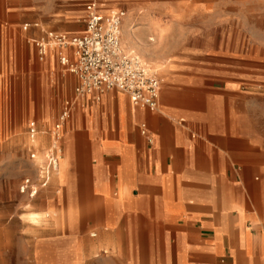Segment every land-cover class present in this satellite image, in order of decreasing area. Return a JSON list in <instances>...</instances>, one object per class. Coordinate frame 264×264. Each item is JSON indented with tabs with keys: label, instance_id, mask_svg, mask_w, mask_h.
I'll return each mask as SVG.
<instances>
[{
	"label": "crops",
	"instance_id": "1",
	"mask_svg": "<svg viewBox=\"0 0 264 264\" xmlns=\"http://www.w3.org/2000/svg\"><path fill=\"white\" fill-rule=\"evenodd\" d=\"M85 4L0 0V20L18 21L26 14L30 24H38L21 33L0 28V68L16 41L17 52L26 53V72L33 69L23 81L37 84L41 113L54 101L59 49L39 60L32 40L46 31L80 36ZM123 33L134 53L133 27L125 23ZM14 35L15 40L9 37ZM203 46L198 56L177 65L181 69L160 89L155 112L133 106L115 90L102 93L99 101L95 95L74 99L78 80L64 71L74 86L63 103H75L61 130V159L48 185L56 221L40 225V235L22 242L20 254L32 251L37 264H73L94 250L110 253L116 264L121 253L133 264H264V77L247 75L242 54L208 57L204 53L210 49ZM245 49L235 40L213 44L219 52ZM60 51L74 60L71 48ZM5 83L0 72V93ZM2 95L0 132L6 130ZM32 104L30 97L22 99L18 115L30 116ZM32 121L46 146L50 135L40 131L44 123ZM74 212L79 225L72 221ZM46 215L29 212L25 218L37 224ZM89 228L96 231L90 236L95 241L83 234Z\"/></svg>",
	"mask_w": 264,
	"mask_h": 264
},
{
	"label": "rangeland",
	"instance_id": "2",
	"mask_svg": "<svg viewBox=\"0 0 264 264\" xmlns=\"http://www.w3.org/2000/svg\"><path fill=\"white\" fill-rule=\"evenodd\" d=\"M99 3L100 9L105 10L106 14L118 9L125 12L121 24V44L131 52L123 33L126 23L133 27L137 42L136 48L132 50L134 53H131L158 71L163 81L161 89L167 79L177 75V71L181 69L177 65L187 63L191 58L198 56L199 48L203 44L210 49L204 53L208 57L242 54L247 60V75L264 77V0H123L117 4L102 1ZM29 16L23 14L18 21L13 17L0 20V28H15L16 32L21 33L23 25L32 23ZM12 22L18 24L10 25ZM9 37L15 40L17 35ZM231 40L245 44V51L229 53L213 50L214 41L227 44ZM10 45V48L4 45V48H7V60L0 68L7 81L4 84V93H0L6 97V130L0 132V264H37L32 251L24 250L23 254H20L21 243L35 239L40 235V225L56 219L49 210L52 207V198L48 196V187L40 189L33 199L19 194L18 191L24 178L36 182L35 165L28 154L31 144L26 133V124L33 119L40 120L44 123L40 131L49 135L63 101L72 97L74 85L69 82L71 75L64 72L56 61L54 101L47 103L42 115L40 109L37 111L35 104L37 84L32 80L23 81L25 76L33 74L32 68L27 73L23 65L26 53L17 52L20 47L16 41ZM28 97L33 102L32 114L23 119L18 115V108L22 99ZM39 139L33 143L37 147L38 161L42 160L43 150L50 143L42 146ZM29 212L47 213L48 217L34 224L25 218V214ZM72 221L79 225V212L73 213ZM76 234H81L79 229ZM83 234L91 242L95 241V238L90 237L96 234L94 228H89ZM29 247L33 246L30 244ZM133 262L128 259L127 253L120 254L118 264ZM73 264L116 262L111 259L110 253H97L94 250L78 256Z\"/></svg>",
	"mask_w": 264,
	"mask_h": 264
},
{
	"label": "built area",
	"instance_id": "3",
	"mask_svg": "<svg viewBox=\"0 0 264 264\" xmlns=\"http://www.w3.org/2000/svg\"><path fill=\"white\" fill-rule=\"evenodd\" d=\"M124 16L123 10L102 14L99 0H86L85 27L80 36L69 39L65 34L46 31L43 37L32 40V44L39 60L44 59L51 48L59 49L60 66L78 80L74 88V99L95 95V101H99L102 93L115 90L125 94L133 106L155 112L158 109L161 78L158 71L121 45V24ZM37 27L36 23L25 24L22 29L26 31ZM66 47L72 49L73 61L60 51ZM74 103L75 100L63 103L49 132L50 143L41 152L43 158L40 161L37 160V147L33 145L38 137L37 123H27L26 133L31 144L28 154L35 165L36 182L24 178L18 187L19 194L33 199L40 189L48 187L51 176L58 167L60 133L71 116ZM91 236L94 237V234Z\"/></svg>",
	"mask_w": 264,
	"mask_h": 264
},
{
	"label": "bare ground",
	"instance_id": "4",
	"mask_svg": "<svg viewBox=\"0 0 264 264\" xmlns=\"http://www.w3.org/2000/svg\"><path fill=\"white\" fill-rule=\"evenodd\" d=\"M61 154H62V153L60 152L59 161H58V167H59V162H60V159H61ZM58 167H57V170H58ZM57 170H56V171H57ZM27 216L30 217L29 215H27ZM28 217H27V218H28ZM32 217H33V216H32ZM45 217H48V215H46ZM30 219H31V217H30ZM45 219H46V218H45Z\"/></svg>",
	"mask_w": 264,
	"mask_h": 264
}]
</instances>
